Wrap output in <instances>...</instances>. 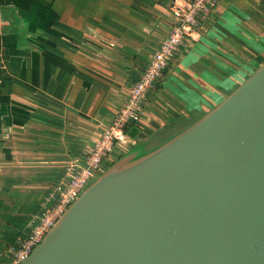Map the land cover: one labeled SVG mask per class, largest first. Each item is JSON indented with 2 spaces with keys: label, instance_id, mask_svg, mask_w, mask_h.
I'll return each mask as SVG.
<instances>
[{
  "label": "crops",
  "instance_id": "1",
  "mask_svg": "<svg viewBox=\"0 0 264 264\" xmlns=\"http://www.w3.org/2000/svg\"><path fill=\"white\" fill-rule=\"evenodd\" d=\"M175 1L0 0V264L127 101L173 28ZM218 3L105 166L166 144L264 63V0Z\"/></svg>",
  "mask_w": 264,
  "mask_h": 264
},
{
  "label": "water",
  "instance_id": "2",
  "mask_svg": "<svg viewBox=\"0 0 264 264\" xmlns=\"http://www.w3.org/2000/svg\"><path fill=\"white\" fill-rule=\"evenodd\" d=\"M23 264H264V63L101 174Z\"/></svg>",
  "mask_w": 264,
  "mask_h": 264
},
{
  "label": "built area",
  "instance_id": "3",
  "mask_svg": "<svg viewBox=\"0 0 264 264\" xmlns=\"http://www.w3.org/2000/svg\"><path fill=\"white\" fill-rule=\"evenodd\" d=\"M218 0H176L171 12L174 25L169 35L150 58L147 68L132 86L127 101L119 108L114 120L97 131L83 156L66 166V183L59 185L45 200L44 210L31 221L32 230L18 248L8 252L7 264H23L39 246L69 208L101 174L105 163L117 148L128 146L127 129L140 124L144 103L154 83L182 48L196 41L201 23L218 8Z\"/></svg>",
  "mask_w": 264,
  "mask_h": 264
},
{
  "label": "rangeland",
  "instance_id": "4",
  "mask_svg": "<svg viewBox=\"0 0 264 264\" xmlns=\"http://www.w3.org/2000/svg\"><path fill=\"white\" fill-rule=\"evenodd\" d=\"M258 67H259L258 64H256V65L254 66L253 73L255 72V70H257ZM114 155H115V152H114ZM109 159H110V158H109ZM110 167H112V165H108V163H107L106 166L104 167L103 171H102V174H103L104 172H106ZM94 182H95V181H94ZM94 182H93V183H94ZM93 183H91V185H92Z\"/></svg>",
  "mask_w": 264,
  "mask_h": 264
}]
</instances>
